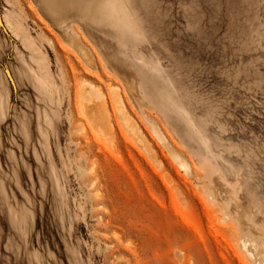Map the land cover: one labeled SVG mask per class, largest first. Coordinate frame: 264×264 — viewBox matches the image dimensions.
Segmentation results:
<instances>
[{
  "label": "rangeland",
  "instance_id": "1",
  "mask_svg": "<svg viewBox=\"0 0 264 264\" xmlns=\"http://www.w3.org/2000/svg\"><path fill=\"white\" fill-rule=\"evenodd\" d=\"M0 21V264H264V0H0Z\"/></svg>",
  "mask_w": 264,
  "mask_h": 264
},
{
  "label": "bare ground",
  "instance_id": "2",
  "mask_svg": "<svg viewBox=\"0 0 264 264\" xmlns=\"http://www.w3.org/2000/svg\"><path fill=\"white\" fill-rule=\"evenodd\" d=\"M4 33L5 29L2 28ZM82 49V48H81ZM83 55V53H82ZM114 91V101L118 109L122 108L121 96ZM99 97L98 100L84 104L82 110L83 115L87 119L92 131L98 133L101 136L108 137L112 132L111 114L106 107V100L102 95L96 94Z\"/></svg>",
  "mask_w": 264,
  "mask_h": 264
},
{
  "label": "water",
  "instance_id": "3",
  "mask_svg": "<svg viewBox=\"0 0 264 264\" xmlns=\"http://www.w3.org/2000/svg\"><path fill=\"white\" fill-rule=\"evenodd\" d=\"M0 25H1V21H0Z\"/></svg>",
  "mask_w": 264,
  "mask_h": 264
}]
</instances>
